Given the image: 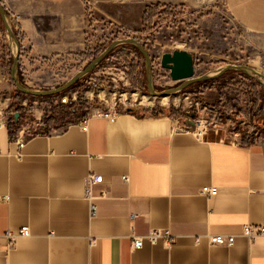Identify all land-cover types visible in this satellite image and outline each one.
I'll return each instance as SVG.
<instances>
[{"label":"crops","instance_id":"1","mask_svg":"<svg viewBox=\"0 0 264 264\" xmlns=\"http://www.w3.org/2000/svg\"><path fill=\"white\" fill-rule=\"evenodd\" d=\"M188 1L200 2L0 0L21 44L20 79L40 90L60 79L59 60L78 58L94 45L100 22L140 30L152 4ZM225 2L246 32L264 36V0ZM8 64L0 48V112L6 116L17 98ZM76 64L69 62L71 74ZM95 92L84 93L91 100ZM100 100L91 104L87 131L78 118L51 133H28L20 147L8 117L0 127V264H264V236H243L245 226L264 225V141L199 139L177 119L117 111ZM25 102L52 103L48 97ZM90 176L104 177L92 199ZM205 186L218 194L204 196ZM24 226L31 235L11 244L6 233ZM153 231L170 233L174 242L133 248L134 237ZM211 235L236 242L212 246Z\"/></svg>","mask_w":264,"mask_h":264},{"label":"rangeland","instance_id":"2","mask_svg":"<svg viewBox=\"0 0 264 264\" xmlns=\"http://www.w3.org/2000/svg\"><path fill=\"white\" fill-rule=\"evenodd\" d=\"M198 1H200L198 7L188 1L179 5L177 14L171 13L164 17H156L154 23L157 25H153L151 29L145 31H143L144 27L140 30L129 29L127 31L111 27L112 30L107 31L109 30L108 25L111 26V24L104 20L100 22V26H105L106 29L102 35L104 43L111 44L115 39L126 38H137L142 43H146L153 63L157 91L180 85V83L172 81L170 72L161 66L162 56L176 50H186L193 54L197 77L213 73L230 64L252 67L264 76V36L246 32L231 16V11L225 0ZM0 48L9 55L8 65H12L13 56L7 33L5 29L4 32L2 31L1 25ZM132 48L134 47L123 46L118 48L110 58L94 71L89 85L95 83L97 86L77 89L81 92L79 102L87 103L86 107L78 112L77 117L80 120L91 111L93 107L91 104L98 103L101 97L100 102L102 100L103 102L109 101L117 111L132 109L139 116H167L189 125L190 121H205L208 129L207 137L213 140L230 139L243 144L252 143L256 140L264 141V88H261L257 82L252 79L250 81V78L248 80L234 75L223 76L224 79L212 82L205 87L194 84L195 86H189L176 96L154 98L149 95L147 88L135 90L129 82L127 67L123 60L125 53H129L130 59L137 62L140 65V70L145 72L143 79L147 86L144 57L139 56ZM8 70L11 74V69ZM65 72L66 74H60V79L54 78V85L51 89L62 86L77 73H69L68 68ZM47 78L50 76L48 75ZM92 89H95L96 92L91 97L92 99L88 100V96L84 92L85 90L92 91ZM16 91L17 98L13 102V106L7 111V116L5 112L3 115L8 117L10 122L18 107L22 105L24 110L19 113L21 116L19 118V120L21 119L19 130L23 129L24 126L31 125V129L28 131L30 134L42 133L45 129L43 120L48 114L64 113V109L58 105L61 104V97L51 100L50 106H33L31 103L25 102V99L28 100L32 97L24 94L19 95ZM254 102L263 106L259 114L251 111L256 105ZM219 103L222 104V108L224 105L231 104L237 107L236 114L239 112L241 114L229 121L225 119L226 117L229 118L228 115L223 113L225 117L217 120L220 113L217 108ZM77 104L74 105L79 108L76 106ZM41 113L42 120L38 121L37 118L40 117ZM77 119L74 117L62 120L59 129L66 127L68 122L77 121Z\"/></svg>","mask_w":264,"mask_h":264},{"label":"water","instance_id":"3","mask_svg":"<svg viewBox=\"0 0 264 264\" xmlns=\"http://www.w3.org/2000/svg\"><path fill=\"white\" fill-rule=\"evenodd\" d=\"M0 17L3 22L4 29L7 33L9 47L13 56V63L11 67V78L17 88V90L28 96L46 98L57 96L75 86L82 81L92 72H94L100 65L107 60V58L118 48L123 46H131L136 48L144 57L145 70L147 78V89L150 96L154 98H167L180 94L186 88L191 85L199 84L211 80H216L223 77L229 72L241 73L257 82L264 88V76L257 70L246 65H227L213 73L196 76L195 72V60L192 53L186 50H176L172 53H165L161 59V66L163 69L170 72V78L172 81L180 83L177 87L170 88L163 91H157L155 87L154 69L150 53L146 46L137 38L118 39L112 42L96 59L88 63V65L81 71L72 76L66 83L58 88L51 90H40L27 87L20 80L19 77V62L21 53V44L17 34L15 33L12 20L0 2ZM20 114L16 113L15 120L18 122ZM192 129L195 128L194 122L190 121Z\"/></svg>","mask_w":264,"mask_h":264},{"label":"trees","instance_id":"4","mask_svg":"<svg viewBox=\"0 0 264 264\" xmlns=\"http://www.w3.org/2000/svg\"><path fill=\"white\" fill-rule=\"evenodd\" d=\"M179 8L180 7L178 5H169V4H162V3L152 4L146 10L145 23H144L145 25H144L143 31H145L146 29H151L153 25H157L156 23H154L156 20V17H164V16H167L171 13L177 14L179 12L178 11ZM2 23L3 22H2L1 17H0V25L2 26V31L4 32ZM108 26H109V27H107L108 29H110L112 27L110 25H108ZM102 30L105 32V30H106L105 26H102ZM161 30H162V28H161ZM143 44L145 46H147L146 43H143ZM109 45H110V43H101V44L99 43L96 46H94V48H92V47L89 48V46H88V50L83 55L79 56L78 58L77 57H70V56L63 57L61 60H59V63H58V64H60V63L61 64L57 65L58 66V68H57L58 73L59 74H62V73L66 74L65 70H67V66L72 59H74L77 62V64L75 65L76 71L78 72V71L82 70L86 64H88L91 61H93L94 59H96ZM132 49L139 56H141L143 58L142 54L137 49H135V48H132ZM113 54H114V52L108 58H110ZM130 57H131V55L129 53L123 54V60H124V63L127 67L126 71H127V76H128L129 82L132 84V86L135 90L146 89L147 88L146 82L143 79L145 72H142L140 70V65L137 62H134L133 60H131ZM11 66L12 65L10 64V66H9L10 69H11ZM94 73L95 72H92L89 76H87L82 81L77 83L71 89H69V90H67V91H65V92H63L57 96L48 97V99L53 100L56 97H62L65 94L71 93L73 90L85 88L87 86L88 87L89 86H97V84H95V83L89 85V82L91 81V78L93 77ZM233 75L249 80V77H247L246 75L241 74V73H236V72H229V73L225 74L224 77L233 76ZM63 76H64V78H66L65 75H63ZM224 77L220 78V79L212 80V81H207V82L195 84V85H197L199 87H205V86H208L209 84H211L212 82H218L219 80L224 79ZM9 79H10L11 83L13 84V86L15 87V90H17V88H16V86H15V84L11 78L10 72H9ZM250 81H252V80L250 79ZM260 87L263 88L261 85H260ZM16 92L19 95H23L18 90ZM28 97H33V96H28ZM254 103H256V105H254V107L252 108L251 111L253 113L259 114V112L263 109V106H262V104L258 105L257 104L258 102H254ZM86 104L87 103H84L82 101L78 102V104L76 106H78L79 108H76L75 105H67L66 106V105L58 104L60 108L64 109V111H63L64 115L63 114H57V113H53L50 115L48 114L45 117V119L43 120V125H44L45 129L43 130L42 133L43 134L44 133H51L53 131L58 130L60 128V124H61L62 120H65L66 118L76 117V119H77L78 118L77 117L78 112L80 111V109H83L84 107H86ZM221 105L222 104H220V103L217 104V108L220 111V113L218 114L217 120H221L223 117H225V115H223V113L228 115L229 118L226 117L225 119L229 120V121L233 117L234 118L238 117L241 114V112H239V114H236L237 113L236 112L237 107H235L231 104L226 105V106L224 105V108H222ZM215 107H216V105H215ZM23 110H24V108L22 107V105H20L18 107L16 113H20ZM74 122H75V120L68 122L67 124L70 125V124H73ZM20 125H21V119L18 122H16L14 118L11 119V121L9 123V129H10L13 137L19 131Z\"/></svg>","mask_w":264,"mask_h":264},{"label":"built area","instance_id":"5","mask_svg":"<svg viewBox=\"0 0 264 264\" xmlns=\"http://www.w3.org/2000/svg\"><path fill=\"white\" fill-rule=\"evenodd\" d=\"M96 30V29H95ZM112 29H109L107 31H111ZM121 30V29H120ZM125 30V29H123ZM127 31V30H126ZM113 32V31H112ZM116 32V31H115ZM103 33L104 31L101 29L96 30L94 34V46L97 44L104 43V38H103ZM81 92L79 90H73L71 93L65 94L60 98V102L62 105H74L79 102L81 99ZM110 114H106L105 116L108 117ZM42 115L37 118L38 121L42 120ZM7 117L3 115V113H0V127H2L8 119ZM91 120L90 116H85L81 120L78 121V125L83 131H87L89 127V122ZM195 123V128L192 129L190 127V131L194 132V134L197 136L199 139H204L208 135V129H207V123L205 121L201 120H196L194 121ZM27 127V128H25ZM31 129V125L24 126L23 129L19 130L18 135L20 136L17 143L19 144L20 147H23L25 144L24 137L26 134H28L29 130ZM125 181H128V178L124 177L123 178ZM104 177L103 176H90L87 179V187H86V193L87 197L89 199H92V189L96 185H101L103 184ZM201 194L207 197H214L218 194V188L216 187H209L205 186L201 190ZM102 196H106V193L103 192ZM8 199V198H6ZM96 213V208L92 207V214L94 215ZM31 235L30 228L28 226L22 227L19 231H11L9 230L6 233V238L10 241L11 244H14L17 239L22 238V237H29ZM243 236L249 240H254L257 237L264 236V225L260 226H254V225H247L245 226L243 230ZM159 239H165L168 244H172L174 242V237L166 232H158V231H153L149 235L145 237H134L133 238V248L135 250H140L144 247V244L146 242H149L151 244H156ZM197 243L200 242V238H197ZM236 242V237L235 236H223V235H211L209 236V243L212 246H233Z\"/></svg>","mask_w":264,"mask_h":264}]
</instances>
